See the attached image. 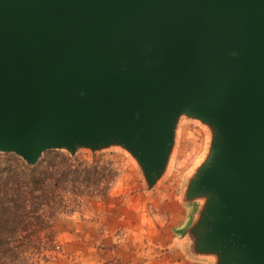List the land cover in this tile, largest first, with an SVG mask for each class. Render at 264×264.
<instances>
[{
  "label": "water",
  "instance_id": "water-1",
  "mask_svg": "<svg viewBox=\"0 0 264 264\" xmlns=\"http://www.w3.org/2000/svg\"><path fill=\"white\" fill-rule=\"evenodd\" d=\"M182 118L208 134L182 250L264 264V0H0V153L119 148L150 191Z\"/></svg>",
  "mask_w": 264,
  "mask_h": 264
},
{
  "label": "rangeland",
  "instance_id": "rangeland-1",
  "mask_svg": "<svg viewBox=\"0 0 264 264\" xmlns=\"http://www.w3.org/2000/svg\"><path fill=\"white\" fill-rule=\"evenodd\" d=\"M206 128L182 118L170 166L146 191L132 158L119 148L92 157L79 150L75 161L115 172L107 185L79 188L55 203L54 214L28 250L17 244L8 264H204L186 258L176 229L189 207L181 203L186 177L205 152ZM63 153H66L63 150ZM68 155V154H67ZM72 157V158H73ZM9 159L0 153V161ZM95 159V160H94Z\"/></svg>",
  "mask_w": 264,
  "mask_h": 264
},
{
  "label": "trees",
  "instance_id": "trees-1",
  "mask_svg": "<svg viewBox=\"0 0 264 264\" xmlns=\"http://www.w3.org/2000/svg\"><path fill=\"white\" fill-rule=\"evenodd\" d=\"M2 154L9 159L0 161V264H8L5 258L18 243L26 250L32 246L43 224H49L56 199L64 200L79 188L108 185L116 175L104 165L76 162L58 150L46 151L34 166L14 154Z\"/></svg>",
  "mask_w": 264,
  "mask_h": 264
},
{
  "label": "crops",
  "instance_id": "crops-1",
  "mask_svg": "<svg viewBox=\"0 0 264 264\" xmlns=\"http://www.w3.org/2000/svg\"><path fill=\"white\" fill-rule=\"evenodd\" d=\"M183 224V223H182ZM181 224V225H182ZM182 241L180 240V243H181ZM186 256V258H188V256L187 255H185ZM192 260H194V259H192ZM194 261H197V262H201V263H204V264H208L206 261H203V260H194Z\"/></svg>",
  "mask_w": 264,
  "mask_h": 264
}]
</instances>
